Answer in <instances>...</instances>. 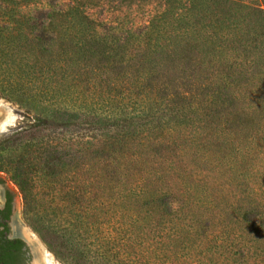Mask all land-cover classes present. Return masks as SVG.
I'll use <instances>...</instances> for the list:
<instances>
[{"label":"trees","instance_id":"16d2710c","mask_svg":"<svg viewBox=\"0 0 264 264\" xmlns=\"http://www.w3.org/2000/svg\"><path fill=\"white\" fill-rule=\"evenodd\" d=\"M64 1L14 16L38 26L24 93L50 103L55 75L61 96L60 143L0 155L23 214L66 264H264V0H121L117 23L104 0ZM1 234L0 264H20Z\"/></svg>","mask_w":264,"mask_h":264},{"label":"rangeland","instance_id":"374dc122","mask_svg":"<svg viewBox=\"0 0 264 264\" xmlns=\"http://www.w3.org/2000/svg\"><path fill=\"white\" fill-rule=\"evenodd\" d=\"M104 3L108 18L116 23L120 22L124 12L121 0H104ZM64 4H66L64 0H31L29 2L28 0H8L4 4H0V76L5 74L12 80L10 87H4L0 84V100L9 104L15 112L11 123L10 115L0 114V155L3 161L16 158L20 151L28 150L30 148L28 147L29 143L34 146L36 154L44 151L45 148L60 143L59 138L61 136L57 128L55 109L61 105V96L57 91L55 75L51 78L50 103L43 101V95L33 99L24 93L33 74L29 69V67L31 68L30 60L26 64L25 58H21L22 51L28 44L26 40L32 38L35 34V28L38 26H21L15 21L14 16L31 17L38 24L41 16L49 11L58 10ZM154 5L155 3H141L139 10H137L139 7L134 6V11L131 14L133 23L139 26L146 22L154 13L152 8ZM66 104H69L67 97ZM17 137L21 140L19 141L21 144L18 142L11 146L13 139ZM46 141H48V145H46ZM39 178H41L39 173L33 176L32 192L36 194L37 202L50 211L49 214H52L55 203H51L44 192L46 191L45 188H53L55 184L49 183L46 186ZM0 187L14 194L22 235H31L43 254L51 255L49 261L51 264H66L58 258L56 251L44 240L38 225L23 214L20 189L11 178L8 169L3 165L0 167ZM56 214H58L57 210H55ZM60 220L61 217L58 216L54 222ZM74 223L75 221L69 229L76 233L77 228L74 226L78 224L75 223L74 225Z\"/></svg>","mask_w":264,"mask_h":264},{"label":"flooded vegetation","instance_id":"af4514ba","mask_svg":"<svg viewBox=\"0 0 264 264\" xmlns=\"http://www.w3.org/2000/svg\"><path fill=\"white\" fill-rule=\"evenodd\" d=\"M21 225L16 211V201L14 194L7 189L0 187V232L1 238L7 241H14L19 246L18 259L20 264H29L32 258L31 244L22 235Z\"/></svg>","mask_w":264,"mask_h":264},{"label":"bare ground","instance_id":"6f19581e","mask_svg":"<svg viewBox=\"0 0 264 264\" xmlns=\"http://www.w3.org/2000/svg\"><path fill=\"white\" fill-rule=\"evenodd\" d=\"M0 114H8V115H10V123L11 122H13V118H14V116H15V112H14V110H13V108L9 105V104H7V103H5L4 101H2V100H0ZM31 236V235H30ZM29 235H24V237L27 239V241L31 244L32 243V240H34V238L31 236L30 237ZM39 247V246H38ZM40 248V247H39ZM41 250V249H40ZM43 253V252H42ZM45 255L43 254V257H44ZM47 259H48V261H50V258H51V255L49 254V255H47V256H45Z\"/></svg>","mask_w":264,"mask_h":264},{"label":"water","instance_id":"95a60500","mask_svg":"<svg viewBox=\"0 0 264 264\" xmlns=\"http://www.w3.org/2000/svg\"><path fill=\"white\" fill-rule=\"evenodd\" d=\"M30 248L32 251V258L29 264H51L45 257L46 255L43 257L42 250H40L37 243L35 245L32 243Z\"/></svg>","mask_w":264,"mask_h":264}]
</instances>
